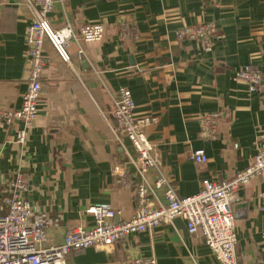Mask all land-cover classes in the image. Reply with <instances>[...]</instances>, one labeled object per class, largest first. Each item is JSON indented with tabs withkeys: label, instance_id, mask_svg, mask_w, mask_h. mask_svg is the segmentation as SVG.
<instances>
[{
	"label": "crops",
	"instance_id": "crops-1",
	"mask_svg": "<svg viewBox=\"0 0 264 264\" xmlns=\"http://www.w3.org/2000/svg\"><path fill=\"white\" fill-rule=\"evenodd\" d=\"M49 15L54 29L67 25L106 26L101 43H73L72 67L49 43L39 117L24 148L13 145L15 130L0 126V179L22 169L29 183L25 195L50 220L44 248L60 244L73 228L89 229L90 205L110 203L119 219H129L138 202L134 189L119 182V171L136 175L131 142L118 143L112 131L113 101L120 88L132 92L137 117H158L147 130L161 171L150 170L154 185L161 174L179 197L197 194L205 180L229 181L264 150V80L250 93L235 76L245 66L264 75V0H57ZM33 18L25 0H0V109L21 108L28 87L26 33ZM124 24L133 30L121 37ZM213 24L211 50L177 33L189 26ZM80 49L83 51L79 55ZM222 115L220 139H202L200 118ZM204 149L207 164L190 156ZM137 182H141L135 177ZM254 178L236 193L238 264H264V211ZM165 204V187L155 191ZM154 257L157 264H219L186 220L131 235L107 251L72 252L66 264H131Z\"/></svg>",
	"mask_w": 264,
	"mask_h": 264
},
{
	"label": "built area",
	"instance_id": "built-area-1",
	"mask_svg": "<svg viewBox=\"0 0 264 264\" xmlns=\"http://www.w3.org/2000/svg\"><path fill=\"white\" fill-rule=\"evenodd\" d=\"M56 1L25 0V4L33 12L25 39L29 49L28 87L21 108L14 111L0 109V126H9L15 130L12 144L21 148L28 143L39 117L43 75L49 62L44 56L45 44L51 45L62 63L72 67L69 49L73 43H101L104 40L103 23L86 24L80 30L72 25H67L62 30L54 29L49 15L54 11ZM122 29L121 37L129 39L133 28L124 25ZM215 33L213 24H203L184 28L177 33V37L181 40L193 38L205 51H210ZM82 54L80 49L79 55ZM263 80V73L251 66L240 69L235 76V81L245 83L250 93L256 92ZM113 110L117 126L111 127L116 141L121 143L126 137L137 152V158L130 161L135 167L136 175H127L125 169L118 173L119 182L134 189L137 198L138 205L132 217L119 219V213L107 202L90 205L86 214L95 218L93 227L73 228L60 244L44 248L51 220L27 201L25 195L29 192V183L23 170L17 169L0 179V264H66V259L72 252H84L89 248L107 251L131 235L152 232L163 224L173 225L177 217L186 220L190 235L203 238L219 264H238L233 204L240 188L254 178H261L263 190L258 193V199L261 201L260 210L264 211V150L258 148L250 165L239 172L235 179L205 180L194 196L179 197L162 174L154 185L147 180L150 170L161 171L155 145L151 144L147 136V130L156 127L159 118L137 117L132 92L127 88H120L118 91ZM222 120L223 117L218 112L202 115V139L219 140ZM190 159L200 165L209 161L204 149H195ZM135 177L141 182H137ZM161 187H165V204L158 202L155 193ZM261 244L264 247V235ZM131 264H157V260L154 257H135Z\"/></svg>",
	"mask_w": 264,
	"mask_h": 264
},
{
	"label": "rangeland",
	"instance_id": "rangeland-1",
	"mask_svg": "<svg viewBox=\"0 0 264 264\" xmlns=\"http://www.w3.org/2000/svg\"><path fill=\"white\" fill-rule=\"evenodd\" d=\"M124 25H125V26H126V25L132 26L131 24H124ZM124 25H123V26H124ZM123 26H122V28H123ZM82 28H83V27H82ZM75 29H76V28H75ZM80 29H81V28H80ZM80 29H79V30H80ZM77 30H78V29H77ZM122 30H123V29H122ZM122 30H121V32H122ZM105 32H106V26H105ZM104 37H105V35H104ZM103 39H104V38H103ZM83 43H85V42H83ZM83 43H81V44H83ZM113 109H114V101H113V107H112V110H113ZM113 111H114V110H113ZM113 111H112V116H113ZM114 138H115V136H114ZM115 140H116V138H115Z\"/></svg>",
	"mask_w": 264,
	"mask_h": 264
}]
</instances>
